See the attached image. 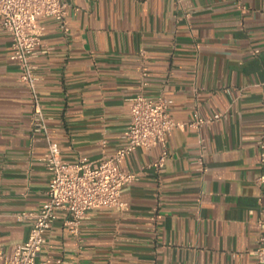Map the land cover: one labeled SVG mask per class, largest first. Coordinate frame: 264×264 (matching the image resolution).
<instances>
[{
  "label": "crops",
  "instance_id": "0c3cea01",
  "mask_svg": "<svg viewBox=\"0 0 264 264\" xmlns=\"http://www.w3.org/2000/svg\"><path fill=\"white\" fill-rule=\"evenodd\" d=\"M67 34L41 18L33 60L45 132L66 163L96 161L125 144L129 104L163 96L183 124L160 147L136 149L121 167V211L87 212L78 235L57 212L37 260L60 264H252L264 221L255 180L264 132V0H60ZM0 30V251L26 239L21 212L46 200L47 140ZM146 75L143 77L142 72ZM224 116L197 128L195 115ZM201 157L204 171L197 159ZM0 264H5L0 259Z\"/></svg>",
  "mask_w": 264,
  "mask_h": 264
},
{
  "label": "built area",
  "instance_id": "2783aa9c",
  "mask_svg": "<svg viewBox=\"0 0 264 264\" xmlns=\"http://www.w3.org/2000/svg\"><path fill=\"white\" fill-rule=\"evenodd\" d=\"M67 6L60 0H0V30L11 39L10 60L19 71V80L27 88L32 104V124L47 140V152L42 161L50 173L46 190V200L33 212H21L18 219L28 220L30 227L26 239L15 245L9 254L0 251V259L5 264H60V260H37L39 251L45 244V233L51 227L57 212H64L68 218L65 224L69 232L78 235L81 222L87 212L96 208L115 211L124 209L120 200L121 187L136 179V174L122 169L123 160L138 148L145 151L160 147L159 156L149 167L159 173L167 158L166 143L171 133L183 124L175 121L169 113V101L163 96L149 98L138 95L130 101V124L124 132L125 144L96 161L84 158L74 163H66L60 157L59 145L45 132L44 116L40 108L36 84L39 80L32 60L44 52L42 42L43 26L41 18H50L59 24L63 34H67ZM143 77L146 73L142 72ZM224 114L215 113L208 119L198 115L188 122L192 128L220 120ZM258 160L261 169L255 183L262 188L264 197V132L258 141ZM204 171L201 157L197 159ZM262 232L256 248L252 251V264H264V221L260 222Z\"/></svg>",
  "mask_w": 264,
  "mask_h": 264
}]
</instances>
